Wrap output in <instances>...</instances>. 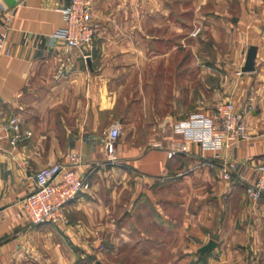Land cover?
<instances>
[{
	"label": "crops",
	"instance_id": "obj_1",
	"mask_svg": "<svg viewBox=\"0 0 264 264\" xmlns=\"http://www.w3.org/2000/svg\"><path fill=\"white\" fill-rule=\"evenodd\" d=\"M1 2L0 264H204L211 241L210 264H264V195L246 191L264 166V0H95L91 51L56 34L70 0ZM228 101L246 140L215 151L167 128ZM15 116L25 136L13 145ZM114 123L111 160L102 133ZM71 152L91 189L68 203V225L31 223L35 172Z\"/></svg>",
	"mask_w": 264,
	"mask_h": 264
},
{
	"label": "built area",
	"instance_id": "obj_2",
	"mask_svg": "<svg viewBox=\"0 0 264 264\" xmlns=\"http://www.w3.org/2000/svg\"><path fill=\"white\" fill-rule=\"evenodd\" d=\"M94 1L70 0L69 5L61 9L64 25L57 30L56 34L65 40L69 48L92 50L98 28V24L92 19ZM0 5L2 6L1 0ZM200 31L201 27H197L191 35L196 36ZM90 56V52L84 55L85 58ZM169 125L175 133L183 134L206 149L215 151H220L226 145L246 140L250 136L243 112L236 110L232 101L219 105L213 116L196 113ZM9 126L14 130L11 144L16 145L25 136L20 130L19 119L16 116L13 117ZM121 134L122 128L119 123L112 124L107 132L108 140L105 147L108 158L111 160H115L116 146ZM175 154L174 149L168 152L170 158ZM218 156L219 153L216 154V157ZM79 158V153L71 152L68 155V161L52 163L35 172L36 188L23 200L24 212L31 223L54 225L70 223L66 210L68 203L92 187L90 177L80 175L76 169ZM234 167L235 165L231 163H221L220 169L224 179L231 180ZM246 191L253 202H258L264 195V166L260 169L257 182L248 184ZM100 249L103 247L101 246Z\"/></svg>",
	"mask_w": 264,
	"mask_h": 264
},
{
	"label": "rangeland",
	"instance_id": "obj_3",
	"mask_svg": "<svg viewBox=\"0 0 264 264\" xmlns=\"http://www.w3.org/2000/svg\"><path fill=\"white\" fill-rule=\"evenodd\" d=\"M194 29H196V27L194 28ZM193 29V30H194ZM174 58V57H173ZM158 59V58H157ZM159 59H161V61H162V59H163V57H159ZM179 59H180V56H177V57H175V60L176 61H174L173 60V62H178L179 61ZM120 125H121V128H122V134H123V125L121 124V123H119ZM169 126L170 125H168V127L167 128H169ZM108 132V131H107ZM107 132L106 133H102V136H104L105 137V146H106V143H107ZM121 134V135H122ZM131 135H132V133L131 132H127V133H125V135H123V137L124 138H129V137H131ZM146 137H147V133H145V132H142V133H139V137H138V139L142 142L144 139H146ZM120 138H121V136H120ZM119 138V139H120ZM135 178H134V176H132L131 178H130V180H129V183L131 184V186H135ZM210 243V242H209ZM101 246L103 247V249H101V251H105V250H107V247H106V245L105 244H103L102 243V245H100V248H101ZM99 248V249H100ZM211 250L212 249H210V250H208V251H205V252H203V254H204V259H203V262H204V264H210L211 263V260L209 259V253L211 252ZM167 262V261H166ZM147 263V261H141V260H133V261H128V264H146ZM188 263L189 264H194L195 263V260H190V261H188ZM226 264V263H225ZM249 264H263V262H261V261H258V260H251L250 262H249Z\"/></svg>",
	"mask_w": 264,
	"mask_h": 264
},
{
	"label": "water",
	"instance_id": "obj_4",
	"mask_svg": "<svg viewBox=\"0 0 264 264\" xmlns=\"http://www.w3.org/2000/svg\"><path fill=\"white\" fill-rule=\"evenodd\" d=\"M257 50L258 48L255 45L250 47L248 54H247L245 65L242 67L243 72H249L255 69V59L257 57ZM214 246H215V242L211 241L203 248V251L210 250Z\"/></svg>",
	"mask_w": 264,
	"mask_h": 264
}]
</instances>
